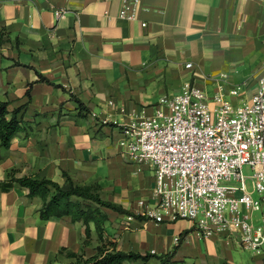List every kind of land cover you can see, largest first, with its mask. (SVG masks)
Instances as JSON below:
<instances>
[{"label":"crops","instance_id":"crops-1","mask_svg":"<svg viewBox=\"0 0 264 264\" xmlns=\"http://www.w3.org/2000/svg\"><path fill=\"white\" fill-rule=\"evenodd\" d=\"M122 9V0H0V101L22 127L8 147L0 143V184L12 170L60 185L68 175L140 214L155 203V174L128 159L122 126L152 116L186 83L235 106L251 100L264 75V0H141L135 20L121 18ZM43 204L25 187H0V264H73L68 252L90 258L110 243L153 255L125 264H160L156 256L167 254L175 264L261 261L238 235L205 237L187 219L156 222L108 208L102 236L91 222L88 239L72 216L42 218Z\"/></svg>","mask_w":264,"mask_h":264},{"label":"built area","instance_id":"built-area-1","mask_svg":"<svg viewBox=\"0 0 264 264\" xmlns=\"http://www.w3.org/2000/svg\"><path fill=\"white\" fill-rule=\"evenodd\" d=\"M122 1L120 17L135 20L141 0ZM122 134L128 159L149 164L155 174V203L137 215L156 222L187 219L205 237L238 235L241 247L264 264V75L251 100L238 106L222 92L210 98L186 83L161 98L152 116L142 112L124 124ZM244 165L253 171L258 199L247 188ZM254 211L261 212L260 225Z\"/></svg>","mask_w":264,"mask_h":264},{"label":"trees","instance_id":"trees-1","mask_svg":"<svg viewBox=\"0 0 264 264\" xmlns=\"http://www.w3.org/2000/svg\"><path fill=\"white\" fill-rule=\"evenodd\" d=\"M6 30L0 29V46L6 39ZM78 109L82 112H88L87 107L80 101ZM9 111L7 103L0 101V143L1 146L8 147L11 139L18 131L22 129L21 122L17 120L16 113L8 119ZM66 183L60 185L47 178L37 176L17 178L15 171L8 172L6 180L0 184L4 190H9L14 185L25 187L29 190L30 196H39L43 199L44 204L41 209L42 218L50 216H72L73 221L83 222L87 226V238L89 239V223L93 222L100 236H102L104 223L107 219L102 208L112 209L122 214H127L139 219L144 216L134 214L126 210L121 205L102 200L99 194V186L90 185L82 186L75 184L73 180L66 175ZM53 190V194L51 193ZM88 202V204H86ZM88 241V240H87ZM110 248L102 245L98 248L95 256L85 258L81 254L68 252V256L75 257L76 262L73 264H125L126 261L141 260L147 261L153 255H141L133 252H122L116 249L114 243L109 244ZM160 264H175L171 262V255L156 256Z\"/></svg>","mask_w":264,"mask_h":264},{"label":"rangeland","instance_id":"rangeland-1","mask_svg":"<svg viewBox=\"0 0 264 264\" xmlns=\"http://www.w3.org/2000/svg\"><path fill=\"white\" fill-rule=\"evenodd\" d=\"M242 172L246 178V185H247L248 190L252 193V197L254 199H258L259 198L258 194L253 190V171H252V169L250 168V166L244 165L242 168ZM224 183L232 184V185H238L239 184L235 181H226ZM253 220H254V223L256 225L261 224V212L260 211H254L253 212ZM243 251H245L249 254H252V252L249 250L243 249Z\"/></svg>","mask_w":264,"mask_h":264}]
</instances>
